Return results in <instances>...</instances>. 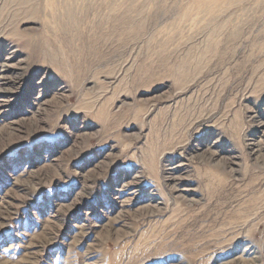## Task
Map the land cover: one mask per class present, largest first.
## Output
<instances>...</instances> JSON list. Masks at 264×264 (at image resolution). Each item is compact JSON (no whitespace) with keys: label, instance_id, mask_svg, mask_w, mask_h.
Masks as SVG:
<instances>
[{"label":"rangeland","instance_id":"rangeland-1","mask_svg":"<svg viewBox=\"0 0 264 264\" xmlns=\"http://www.w3.org/2000/svg\"><path fill=\"white\" fill-rule=\"evenodd\" d=\"M0 264H264V0H0Z\"/></svg>","mask_w":264,"mask_h":264}]
</instances>
